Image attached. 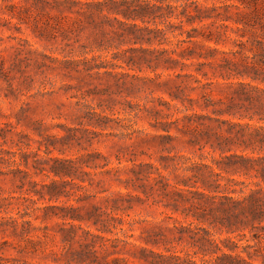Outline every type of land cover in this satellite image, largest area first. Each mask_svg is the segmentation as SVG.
I'll return each instance as SVG.
<instances>
[{
	"label": "rangeland",
	"instance_id": "rangeland-1",
	"mask_svg": "<svg viewBox=\"0 0 264 264\" xmlns=\"http://www.w3.org/2000/svg\"><path fill=\"white\" fill-rule=\"evenodd\" d=\"M198 1L232 4L211 12H219L213 24L205 23L210 18L183 24L220 35L205 41L216 50L202 47L208 58L166 69L149 50L171 46L170 32L148 35L149 43L147 35L114 32V21H79L76 5L0 0V222L6 223L0 225V264H155L159 258L140 248L196 249L186 233L176 238L170 229L176 220L193 221L215 237L227 234L217 222L186 215L189 202L173 191L186 187L183 178L192 188L194 163L209 162L218 122L213 106H204L203 91L225 101L236 88L227 81H250L230 68L250 62L244 55L264 41V0ZM154 23L162 26L158 17L146 25ZM224 56L238 63L225 64ZM203 61H209L200 66L204 75L196 70ZM177 87L182 100L168 94ZM192 112L198 116L191 121L182 117ZM12 217L30 220L28 232L20 234L21 224L14 230Z\"/></svg>",
	"mask_w": 264,
	"mask_h": 264
},
{
	"label": "trees",
	"instance_id": "trees-1",
	"mask_svg": "<svg viewBox=\"0 0 264 264\" xmlns=\"http://www.w3.org/2000/svg\"><path fill=\"white\" fill-rule=\"evenodd\" d=\"M52 2L63 4L67 8L76 5L78 8L75 13L79 21L88 18L93 22L95 17H98L100 21H114L118 28L114 32L120 35H134L136 39L147 35L145 40L149 43L152 39L148 35L164 36L170 32L173 39H166L171 46L149 50L154 53L152 57L155 63L166 69H174L177 66L188 67L194 64L193 58H208L209 53H202L199 50L202 47L216 50L205 41L217 42L220 35L215 37L210 31L201 32L192 25L185 28L183 24L202 22L209 18L212 20L205 23L213 24L219 12H211L220 7L227 9L229 5H232L213 3L208 6L198 0H52ZM233 6L238 8L237 5ZM170 16H174L176 22H170L168 20ZM157 17L161 19V27L155 23L153 27L146 25L151 19ZM136 19L142 24L134 22ZM173 28H178L179 31L175 33ZM256 42L258 44L256 49H250L252 54L244 55V58H249L250 62L241 63L240 61L242 68H230L234 70V77L250 79V81H227L235 85V95L229 96L225 101L221 99L213 101L207 92L203 91L204 106H213L211 109L215 115L213 119L218 122L211 131L213 141L210 143L212 149L208 152L209 162L194 163L196 168V171L192 173L194 180L189 185L192 188L187 185L186 179L189 178H183L180 182L186 187L174 186L173 191L182 202H189L186 215H191L196 221H206L209 224L217 222L227 234L223 237H215L208 229L193 221L182 224L176 220L170 228L176 231V238L183 239L186 233L187 237L192 239L196 249L193 252L184 251L183 254H176L140 248L141 251L146 250L159 258V260L151 261L152 263L264 264V85H261L264 84V41ZM196 47H199L198 50ZM222 60L225 64L238 63L225 56ZM205 63L209 61L197 62L196 70L202 75L205 73L201 71L200 66ZM186 75L193 77L201 86L205 84L193 73ZM177 88L176 91H169L171 99H181L179 93L182 91L179 87ZM214 105L219 107L216 108ZM174 106L178 112L182 109L186 110L176 104ZM222 115L230 117L224 118L221 117ZM194 116L198 114L184 113L182 117L191 121ZM253 119L257 122L252 123ZM216 149L217 155L213 153ZM158 176L160 180H164V185L169 184L165 175L158 172ZM184 192L190 195L187 196ZM177 201L175 199L173 206L177 204ZM70 218L81 219L82 217L70 215ZM12 221L11 226L14 230L18 224L22 225L20 234L31 225L30 220L19 222L12 217ZM4 224L6 223L0 222L1 226ZM201 230L203 233H200ZM83 231L91 238L101 237L89 230ZM26 232L28 231L24 233ZM231 233L236 234L231 236ZM25 239L33 245L41 243L40 239L34 240L28 236ZM32 248L36 250L34 246Z\"/></svg>",
	"mask_w": 264,
	"mask_h": 264
}]
</instances>
